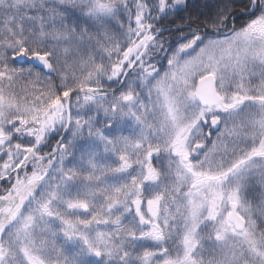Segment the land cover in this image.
I'll return each mask as SVG.
<instances>
[{"label": "snow or ice", "instance_id": "1", "mask_svg": "<svg viewBox=\"0 0 264 264\" xmlns=\"http://www.w3.org/2000/svg\"><path fill=\"white\" fill-rule=\"evenodd\" d=\"M0 264H264V0H0Z\"/></svg>", "mask_w": 264, "mask_h": 264}]
</instances>
